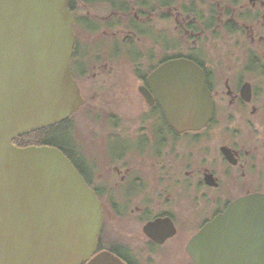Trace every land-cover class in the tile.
Returning <instances> with one entry per match:
<instances>
[{
	"label": "flooded vegetation",
	"instance_id": "flooded-vegetation-1",
	"mask_svg": "<svg viewBox=\"0 0 264 264\" xmlns=\"http://www.w3.org/2000/svg\"><path fill=\"white\" fill-rule=\"evenodd\" d=\"M87 1L94 4L100 0H81L82 5ZM70 3L71 10L78 7V2ZM140 4L136 13L146 22L155 14L164 22L170 21L169 9L174 6L178 12L175 27L180 29L181 38H186L188 51L182 49L180 38L170 39L150 71L137 74L141 110L130 115L112 106L104 114L90 105L87 111L95 116L94 135L81 140L76 148L64 131L61 150L102 205L103 228L94 256L109 251L125 264H146L135 253L139 246H149L152 251L170 244L181 246L182 239L190 235V226L194 229L192 237L233 201L249 194H264V0H140ZM164 9L168 10L162 13ZM80 20L83 30L94 33L102 27L88 15ZM118 22L108 20L104 25L112 27ZM147 28L150 35L152 29L156 30L155 23H147ZM75 42L71 72L82 95L83 81L74 75V69L82 78L90 72L80 57L83 47L79 48L76 33ZM114 45L118 58L120 43ZM180 46L181 50L175 49ZM183 58L202 70L213 102L212 117L197 129L179 130L172 125L147 83L163 63ZM113 69L114 64L108 71ZM103 71L92 73L91 85L100 83L99 88H106L101 85L105 81ZM83 99L82 106L85 96ZM71 118L63 122L65 130ZM91 141L97 151L89 159L86 149ZM127 219L142 227L135 233L141 240L137 245L131 244L130 229L118 226V221ZM158 220L164 222L146 233L147 224ZM253 230V224L247 223V243L241 245L244 251L246 246L255 248ZM260 241L264 245V236Z\"/></svg>",
	"mask_w": 264,
	"mask_h": 264
},
{
	"label": "water",
	"instance_id": "water-1",
	"mask_svg": "<svg viewBox=\"0 0 264 264\" xmlns=\"http://www.w3.org/2000/svg\"><path fill=\"white\" fill-rule=\"evenodd\" d=\"M70 2L0 0V264H125L109 251L94 256L102 205L64 152L13 143L65 121L83 103L71 72ZM147 83L179 130L212 117L211 92L192 61L165 62ZM249 222L256 245L244 251ZM263 233L264 194H249L202 227L186 250L196 264H264Z\"/></svg>",
	"mask_w": 264,
	"mask_h": 264
},
{
	"label": "rangeland",
	"instance_id": "rangeland-1",
	"mask_svg": "<svg viewBox=\"0 0 264 264\" xmlns=\"http://www.w3.org/2000/svg\"><path fill=\"white\" fill-rule=\"evenodd\" d=\"M74 1L75 5L78 2V7H73L72 9L75 16L73 31L76 33V37H78V42H80L79 48L80 46L83 47L80 49L81 52L79 51V54H81L80 57L84 61L85 69L87 68L86 71L90 72V76L86 75L83 77L85 79H83L78 75L79 73H77L76 68L74 69V75H76V77L78 76V78L83 81L81 83V89L82 95L85 96L86 101L84 106H82L84 102L79 106L80 108L77 110L78 114L75 112L71 115L72 120H68V128H66V130L64 128L63 130L66 133L68 132L75 147L78 148L81 140H87V138L94 135V124L92 119H94L95 116L87 111L90 105L97 107V109L100 108L104 114L112 106L120 107L119 111L124 110V114L127 112L130 113V115L134 114L138 108L141 110V104L138 100L142 98V96L136 92L137 86L139 85L137 74H139L140 71H150L148 69H150L152 63L158 60L162 53L167 50L166 44L170 39L173 41L174 38H180L179 40L182 41V49H185L184 52L188 51V44L185 43L186 38H181L180 29L176 30V16L178 12L174 6L169 9V11H171L170 21L166 20L167 22H164L163 17L161 18L159 15L157 16V14L152 17L149 22L153 21V23H155L156 30L152 29L149 35L147 30V23L149 24V22H146L140 14L136 13L137 9L141 8L140 0H130L131 3L129 0H100L98 3L94 4L87 1L85 3L83 2V5L81 0ZM120 2L122 5H119ZM108 4L115 5V7L109 8ZM90 5L94 6L92 7ZM166 10L168 9H164L162 13H165ZM136 14L137 17L135 16ZM87 15L94 21H100L102 27L99 28L97 32L95 31L93 33L90 30H83V24L80 19ZM115 19L119 20L117 25H113L112 27L104 25L105 21H115ZM164 28H166L165 32L163 31ZM87 42L88 45L85 44ZM117 43H120L121 47V55L118 58L113 49L115 46L114 44ZM84 44L86 45L85 47ZM175 49L181 50V46ZM113 53L115 55L114 59L112 56ZM152 53H154V59L151 58ZM168 53L171 55L170 51ZM97 56H99V58H97ZM77 58L80 59L79 56L76 57V60ZM112 64H114V69L108 71ZM103 70L107 71L104 72ZM97 71H103L101 77L105 81L102 82L101 85H103V87L106 86V88H99L101 87L98 86L100 83H98V85L96 84V86L90 84V81L93 79L92 73H97ZM82 95L81 97H83ZM84 113L86 117H84ZM86 151V156H88L89 159L90 157H95V151H97L95 150V143L91 141ZM118 222L119 228L130 229L129 234L134 242V244H131H139L141 241L140 237L139 235H135V233L137 231L141 232L142 227L140 228L138 222L134 221V223L133 220L128 219ZM192 226H190V229H192L189 232L190 235L188 238L193 234L192 232L194 229ZM116 235L117 233L113 234V236ZM188 238L182 239L181 246L170 244L169 247L159 248V250H157L158 247H154L153 251L150 250L149 246H139L135 253L137 257L143 258L142 261L146 264H192L191 258L185 250ZM142 242L146 243V237L142 239Z\"/></svg>",
	"mask_w": 264,
	"mask_h": 264
},
{
	"label": "trees",
	"instance_id": "trees-1",
	"mask_svg": "<svg viewBox=\"0 0 264 264\" xmlns=\"http://www.w3.org/2000/svg\"><path fill=\"white\" fill-rule=\"evenodd\" d=\"M115 6H112V8ZM66 123H58L56 125L46 127L45 129L34 131L33 133L25 134L21 137L13 139L19 147L31 146V145H50L58 147L63 151L64 147V127Z\"/></svg>",
	"mask_w": 264,
	"mask_h": 264
}]
</instances>
